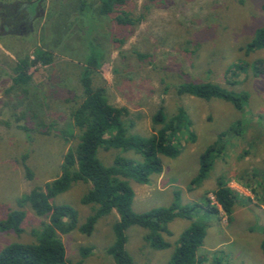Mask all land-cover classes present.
<instances>
[{
	"label": "rangeland",
	"instance_id": "obj_1",
	"mask_svg": "<svg viewBox=\"0 0 264 264\" xmlns=\"http://www.w3.org/2000/svg\"><path fill=\"white\" fill-rule=\"evenodd\" d=\"M263 6L264 0H125L101 15L99 0H0V221L12 211L26 214L22 234L0 233V252L11 244L36 243L34 231L48 222L23 198L60 176L65 155L77 146L72 114L84 100L81 75L89 67L93 87L105 88L111 105L129 110L131 133L151 136L159 128L152 117L160 107L168 118L182 107L196 138L179 136V156H162L163 172L148 185L131 182L137 213L173 203L197 207L192 219L170 223L165 238L172 246L166 250L152 249L145 229L129 228L126 248L134 264H168L192 223L207 232L198 251L202 264H264V50L245 51L264 27ZM123 12L142 21L120 24ZM38 53L51 55L52 63L30 65L31 80L15 85L16 65L32 63ZM191 82L245 92L248 102L238 110L219 99L179 96L178 86ZM216 142L220 153L212 155L207 178L193 184L200 156ZM116 156L141 159L134 152L99 151L106 166ZM220 182L236 194L231 216L204 210L216 204ZM90 188L74 183L51 204L76 209L81 226L94 213L95 206L82 204ZM118 218L115 211L103 217L91 235H62L69 262L115 264L107 250ZM84 248L91 251L85 258Z\"/></svg>",
	"mask_w": 264,
	"mask_h": 264
},
{
	"label": "trees",
	"instance_id": "obj_2",
	"mask_svg": "<svg viewBox=\"0 0 264 264\" xmlns=\"http://www.w3.org/2000/svg\"><path fill=\"white\" fill-rule=\"evenodd\" d=\"M101 15H110L115 8L125 3V0H99ZM84 8V3L82 4ZM264 9V6H263ZM130 13L123 12L117 17V22L125 25L140 23ZM264 50V27L257 30L255 37L245 47L247 54ZM94 65L99 60L92 56ZM52 63V56L48 53H38L32 63L26 60L15 67L17 76L14 84L21 86L31 80L28 73L30 65ZM94 71L86 67L81 75V84L84 90V100L72 114L73 124L79 131L78 144L69 149L64 157L61 175L46 184L45 187L33 189L23 200L29 203L38 216L48 217L40 230L34 231L37 238L34 244L15 243L8 245L0 252V264H71L67 259L66 249L61 239L62 235L78 230L84 235H91L100 219L114 211L119 218L113 225L115 240L107 252L115 264H134L127 251V231L132 226H138L147 231L144 240L154 250L162 251L172 245L165 238L171 235L170 223L177 218L192 219L191 212L195 206H180L173 203L170 207L156 208L144 213H137L133 209L135 192L131 186L134 181L141 185H148L154 175L163 172L161 157L176 158L180 154L179 136L189 134V139L196 138L189 131L191 121L187 118L184 108L168 118L165 109L160 107L152 117L155 133L149 137L130 132L134 126H129L125 120L129 117V110L125 107L111 105L103 87L94 88L92 85ZM179 96L189 95L203 100L219 99L231 103L236 109H243L248 102L245 92L230 91L215 83H185L177 88ZM222 139V137H220ZM104 149L134 152L140 160L116 156L112 165L106 166L99 158V151ZM220 153L218 143L209 146L200 156V169L193 184L201 183L207 178L212 166V155ZM28 176H32L27 168ZM91 184L90 190L82 198V204L93 205L94 213L79 226V216L76 209L69 205L54 206L51 201L58 195L67 192L74 183ZM216 204L208 205L206 210L211 215H218L223 211L231 216L236 204V194L227 185L219 183L214 192ZM26 214L24 211H12L5 220L0 221V233L14 231L23 233L22 224ZM206 228L203 225L192 223L185 230L177 244L173 256L168 264H202L198 251L206 238ZM91 251L82 249L85 258ZM77 264H82V261Z\"/></svg>",
	"mask_w": 264,
	"mask_h": 264
},
{
	"label": "flooded vegetation",
	"instance_id": "obj_3",
	"mask_svg": "<svg viewBox=\"0 0 264 264\" xmlns=\"http://www.w3.org/2000/svg\"><path fill=\"white\" fill-rule=\"evenodd\" d=\"M0 30H3V27H2ZM7 33H9V34H12V31H10V32H7ZM9 34H8V35H9Z\"/></svg>",
	"mask_w": 264,
	"mask_h": 264
}]
</instances>
